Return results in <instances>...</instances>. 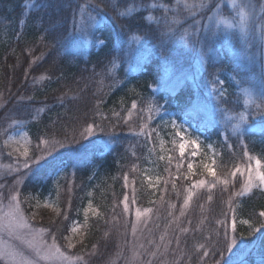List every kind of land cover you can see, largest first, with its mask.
Listing matches in <instances>:
<instances>
[{
    "label": "trees",
    "instance_id": "1",
    "mask_svg": "<svg viewBox=\"0 0 264 264\" xmlns=\"http://www.w3.org/2000/svg\"><path fill=\"white\" fill-rule=\"evenodd\" d=\"M28 1L34 6L25 15ZM223 1L0 0V125L15 118L33 140L93 130L45 162L29 193L56 197L65 226L96 207L84 247L96 246L102 263L119 252L115 263L126 264L131 236L122 216L133 224L137 210L149 216L155 239L174 227L189 264L264 257V183L245 187L256 159L264 171V135L245 137L230 119L264 127V46L257 30L245 36L225 30L219 17V25L210 23L214 13H236ZM251 3L264 13V0ZM82 7L94 20L89 33L78 27ZM197 58L203 71L195 69ZM169 107L206 129L212 145L197 162L176 144L159 146ZM233 236L254 248H228Z\"/></svg>",
    "mask_w": 264,
    "mask_h": 264
},
{
    "label": "rangeland",
    "instance_id": "2",
    "mask_svg": "<svg viewBox=\"0 0 264 264\" xmlns=\"http://www.w3.org/2000/svg\"><path fill=\"white\" fill-rule=\"evenodd\" d=\"M223 2H227L236 13L230 18H220L218 13H214L210 23L216 26V24L219 25L220 20H223L221 25L229 26L224 27L225 30L231 32L242 29L245 36L249 30H257L255 36L259 35L264 46V13L255 14L252 11L251 0H224ZM190 5L194 7V3ZM33 6L34 2L28 1L25 15ZM84 13V7L80 8V17L77 18L78 27L81 31L87 29L89 33L88 21L93 28L94 20H90V16ZM258 13H261V10ZM24 21L25 18L21 20L22 23ZM262 52L264 53L263 50ZM3 104V100L0 99V108ZM20 124L15 118H10L6 126L0 125V264H118L115 262L124 253L117 252L110 261L102 263L96 246L84 247L87 217L90 212H97L96 207H87L83 218L72 220L68 227L61 223L60 216L63 215V209L56 197L51 196L49 192L44 196L29 193L32 189L29 181L43 166L45 167V162L49 163L56 152L76 144L77 138L85 136V132L90 135L93 130L83 129V127L75 133L66 132L65 134H68L66 137L64 134H57L50 138L40 135L39 139L33 140L29 130L19 126ZM168 127L167 136L161 137L159 146L166 145L171 140L169 137L174 138L179 140V146L184 144V152L191 148L192 155L197 156L202 147L198 135L187 125L176 120H173ZM172 134H175V137ZM161 147H159L160 151L163 150ZM25 163L28 167H25ZM210 165L213 166L212 162ZM256 165L257 161L255 166L249 167L250 173H247V184L249 175L253 177L251 186L259 180L256 173L261 170ZM67 190L69 192L71 188L67 187ZM191 196L192 193L188 187V192L183 191V201H187ZM128 212L126 216L130 219ZM139 213V217L135 215L133 224L128 223L122 216L126 227L125 233L129 232L131 236V246L123 261H126V264H182L183 262L189 264L188 260L181 259L185 251L175 243L176 236L179 235L174 227L171 231L167 228L161 230L163 237L155 239L153 235L157 233L151 230L153 226L149 216L144 215L141 210ZM187 224L185 222L182 226ZM60 231L63 234L57 233ZM165 233L172 234L166 237ZM56 235H60L59 238H56ZM219 259L220 257L213 258L210 262L206 261L202 264H218ZM214 260L216 261L212 262Z\"/></svg>",
    "mask_w": 264,
    "mask_h": 264
},
{
    "label": "snow or ice",
    "instance_id": "3",
    "mask_svg": "<svg viewBox=\"0 0 264 264\" xmlns=\"http://www.w3.org/2000/svg\"><path fill=\"white\" fill-rule=\"evenodd\" d=\"M184 150H185V146L184 144L180 145V155L183 156L184 155ZM257 165H260V162L257 161ZM25 167H28L27 163H25ZM192 165H189V168H191ZM206 167L208 168V172L210 175H212L213 177H215L216 175V171L215 169L211 166V165H206ZM239 171V170H237ZM256 175L258 176L259 180L264 183V171H259L256 173ZM253 177L251 175H249V183L245 186V187H250L251 186V181H252ZM205 183V181L201 180L198 182V186L199 185H203ZM190 198V197H189ZM185 203H187V201H185ZM140 213L139 211H137V217H139ZM261 215H264V213H261ZM261 228H264V225L261 226ZM260 228V229H261ZM260 229H257L256 231H259ZM232 230L235 231V219H233L232 222ZM225 235H227V233H225ZM237 240L235 238V236L232 237L230 244L228 245V248L230 247H234L236 244ZM207 255V254H205Z\"/></svg>",
    "mask_w": 264,
    "mask_h": 264
}]
</instances>
